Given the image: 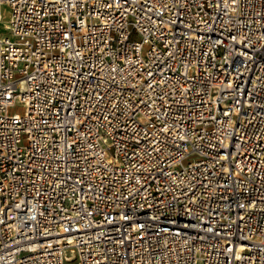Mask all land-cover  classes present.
Listing matches in <instances>:
<instances>
[{"label":"built area","instance_id":"built-area-1","mask_svg":"<svg viewBox=\"0 0 264 264\" xmlns=\"http://www.w3.org/2000/svg\"><path fill=\"white\" fill-rule=\"evenodd\" d=\"M3 21L0 264H264V0Z\"/></svg>","mask_w":264,"mask_h":264},{"label":"rangeland","instance_id":"rangeland-1","mask_svg":"<svg viewBox=\"0 0 264 264\" xmlns=\"http://www.w3.org/2000/svg\"><path fill=\"white\" fill-rule=\"evenodd\" d=\"M7 23V21H3L2 23H1V25H0V35H3V36H5V35H9V30H7V29H5V24ZM21 106V104L19 103L18 105H17V107H20ZM19 109L20 108H17L16 109V111H19Z\"/></svg>","mask_w":264,"mask_h":264},{"label":"bare ground","instance_id":"bare-ground-1","mask_svg":"<svg viewBox=\"0 0 264 264\" xmlns=\"http://www.w3.org/2000/svg\"><path fill=\"white\" fill-rule=\"evenodd\" d=\"M6 25H7V23H6Z\"/></svg>","mask_w":264,"mask_h":264}]
</instances>
